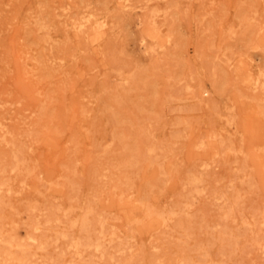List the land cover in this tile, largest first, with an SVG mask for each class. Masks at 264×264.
I'll use <instances>...</instances> for the list:
<instances>
[{"label":"rangeland","instance_id":"374dc122","mask_svg":"<svg viewBox=\"0 0 264 264\" xmlns=\"http://www.w3.org/2000/svg\"><path fill=\"white\" fill-rule=\"evenodd\" d=\"M262 159L264 0H0V264H264Z\"/></svg>","mask_w":264,"mask_h":264},{"label":"bare ground","instance_id":"6f19581e","mask_svg":"<svg viewBox=\"0 0 264 264\" xmlns=\"http://www.w3.org/2000/svg\"><path fill=\"white\" fill-rule=\"evenodd\" d=\"M87 19H80L79 21H77L76 23H74L73 25H75L76 26V28L78 29L77 31H79V32H84V31H86V29L84 28V27H89V24L87 25ZM90 23H92V22H90ZM90 25H92V24H90ZM100 26V24H98L97 26L96 25H92V27L93 28H98ZM91 27V28H92ZM259 161V160H258ZM261 161V164H264V159H262V160H260ZM167 219H168V217H163L162 218V222L164 223V225H167ZM31 238V237H30ZM114 239V236H109L108 237V240H107V243H109V245H110V243H111V241ZM95 244V249L96 250H99V242H96V243H94ZM6 245H8L7 247L10 249L12 246H16L14 243H8V244H6ZM89 245V244H88ZM263 251V250H262ZM75 256H76V258H75V260L73 261L74 263H78V262H80V260H81V255L80 254H78V250L75 252ZM264 254V253H263ZM9 256H10V254H9V251L8 250H6L5 251V253H3V255H2V260H4L5 258H9ZM11 257H13V256H10V258ZM18 264H27L26 263V261L25 260H22V259H18V262H17Z\"/></svg>","mask_w":264,"mask_h":264}]
</instances>
